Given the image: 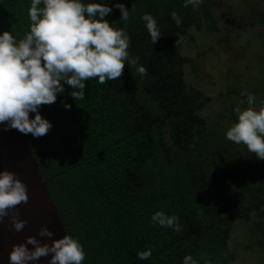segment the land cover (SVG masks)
Returning <instances> with one entry per match:
<instances>
[{"label": "trees", "instance_id": "trees-1", "mask_svg": "<svg viewBox=\"0 0 264 264\" xmlns=\"http://www.w3.org/2000/svg\"><path fill=\"white\" fill-rule=\"evenodd\" d=\"M82 2L111 7L105 19L125 29L129 54L140 60L136 66L125 63L119 80L86 81L84 100L74 101L73 89L64 84L56 102L39 109L50 131L24 138L64 235L83 245V264H183L185 255L198 264H229L236 258L228 248L236 221L248 223L249 235L264 251V160L226 137L229 121L238 120L235 107L244 100L240 107L246 108L247 97L233 100L227 115L205 117L211 97L187 80V68L196 72L195 57L178 44L182 36L194 38L192 29L217 32L213 9L230 6L222 0H203L197 7H184L185 0ZM116 3L129 10L128 22L120 21ZM30 5L31 0H0V34L22 38L30 28ZM145 13L162 34L155 44L142 20ZM228 40L229 33L218 38ZM140 65L148 69L146 76L137 74ZM238 91L227 88L228 95ZM157 211L179 217L182 231L154 225ZM148 248L151 258L140 260L138 252Z\"/></svg>", "mask_w": 264, "mask_h": 264}, {"label": "clouds", "instance_id": "clouds-1", "mask_svg": "<svg viewBox=\"0 0 264 264\" xmlns=\"http://www.w3.org/2000/svg\"><path fill=\"white\" fill-rule=\"evenodd\" d=\"M203 0H185L184 7H197ZM121 13L120 21L128 22L130 12L123 3H116ZM132 11H135L133 5ZM112 8L105 3H83L82 0H31L27 15L30 28L19 40L11 31L0 34V125L3 130L16 129L34 138L45 136L52 124L39 109L56 102L64 93V84L73 90L69 93L74 101L85 99V82L98 79L100 84L119 80L125 63L136 66L140 57H131L130 36L124 28H114L105 19ZM177 26L182 20L177 12H171ZM151 43L155 44L162 34L156 19L150 14L142 16ZM140 76H146L148 69L136 68ZM247 97V107L241 100L234 111L238 117L226 131V137L235 144H243L258 159L264 160V100L255 106L252 92H242ZM65 109L71 105L64 103ZM35 113L34 118L30 116ZM29 200L27 185L16 173L0 171V224L10 218V228L19 233L27 221L20 218L19 206ZM152 223L161 227L182 231L176 215L163 211L155 212ZM38 235L52 240L42 243L34 236H28L23 243L14 244L9 253V264H31L42 257L51 258L48 264H83L86 253L78 238L65 232L59 239H52L54 233L46 226ZM28 245L33 248L29 249ZM152 256V249L138 252L140 260ZM183 264H198L191 255H185ZM204 264H210L205 260Z\"/></svg>", "mask_w": 264, "mask_h": 264}, {"label": "rangeland", "instance_id": "rangeland-1", "mask_svg": "<svg viewBox=\"0 0 264 264\" xmlns=\"http://www.w3.org/2000/svg\"><path fill=\"white\" fill-rule=\"evenodd\" d=\"M222 1L230 8L219 6L213 9L217 32L192 29L189 35L194 38L182 36L178 41L183 54L195 57L196 72L187 68L186 78L211 97L202 110V114L210 120L215 119L217 114L227 115L231 102L241 98L242 92L255 95L256 107L264 100V0ZM238 22L252 25L238 29ZM225 33H229V40L219 42L218 38ZM197 51L204 53L196 57ZM230 86H237L240 91L228 95L227 88ZM255 90L260 94H255ZM222 122L227 121L223 119ZM229 123L232 125L234 121ZM247 226L248 223L241 221L233 225L228 248L236 253V258L229 264H264V251L249 235ZM250 240L253 242L247 248Z\"/></svg>", "mask_w": 264, "mask_h": 264}, {"label": "water", "instance_id": "water-1", "mask_svg": "<svg viewBox=\"0 0 264 264\" xmlns=\"http://www.w3.org/2000/svg\"><path fill=\"white\" fill-rule=\"evenodd\" d=\"M5 127L0 125V171L8 170L16 173L27 185L29 200L27 204L22 203L18 209L21 213L20 218L27 221L23 231L17 233L12 230L9 217H5L4 223L0 224V264H9L12 246L23 243L28 236H34L42 243L51 244V239L38 235L39 230L44 226L54 233L52 239L64 236L63 227L42 181L37 163L25 142L24 134L16 129L3 130ZM28 247L33 248L32 245ZM50 258L51 254L31 264H48Z\"/></svg>", "mask_w": 264, "mask_h": 264}]
</instances>
